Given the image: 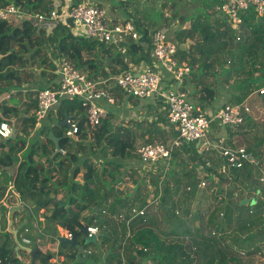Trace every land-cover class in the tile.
<instances>
[{"label":"trees","instance_id":"obj_1","mask_svg":"<svg viewBox=\"0 0 264 264\" xmlns=\"http://www.w3.org/2000/svg\"><path fill=\"white\" fill-rule=\"evenodd\" d=\"M109 1L112 7L120 8L129 3V0ZM196 1L200 6L196 16L191 20L180 17L181 23L184 26L190 23V27L176 32L171 40L178 45L179 64L188 62L191 66L184 79L189 77L195 93H189L185 87L182 89L195 101L198 112L205 113L204 110L217 99L221 78L217 67L223 64L230 68V78H244L237 82L239 94L227 103L241 104L264 85V16L260 17L255 7L242 11L241 40L237 42V32L217 11L227 0ZM9 4L31 13L48 14L53 8L48 0H0V8ZM166 8L162 6L153 19L156 30H161V24L170 27L172 19L178 17L177 14L165 18L162 10ZM135 23L141 36L139 40L127 39L98 46V41L75 36L71 20L50 34L38 33L27 21H0V124L12 123L15 128V138L0 139V264H30L27 262L29 255L21 253L28 252L22 246L37 252L39 264H54V254L44 253L36 245L39 237L45 235L56 242L54 234L59 235V227L73 235L78 244L85 245V251L94 249L87 261L80 262L82 256L78 257L75 247L59 244V254L64 257L61 264H264V260L256 261L255 257L264 259V246L258 251L254 246L257 238L264 243V201L258 196L264 194V185L255 177L256 168L261 165L259 160L257 166L247 164L243 169H231L229 178L218 174L219 179L213 181L210 188L201 190L198 189L199 167L208 171L210 168L204 166L196 144L185 145L173 153L175 166L162 181V186L160 176L154 174L149 182L140 183L132 168L129 174L123 172L128 169L127 163L139 161L138 140L146 139L147 144L166 143L176 134L167 130L170 121L164 103V111L161 109L150 122H136L134 128L132 125L115 126L108 116L100 126L92 129L83 104L77 99L62 98L38 127L37 99L33 100L32 96L39 90L54 89V82L59 83L55 61H70L89 79L97 81L128 71L131 63L150 59L152 32L139 20ZM187 39L192 42L189 50L180 48ZM145 43L148 48L144 47ZM23 74L38 78L41 83L30 85L34 88L28 94L31 100L26 102L21 113V106H10L5 98L13 90L22 89L25 85ZM118 89L115 86L112 90ZM257 98L264 104V96H256L249 101L250 106ZM67 116L78 124L74 137L67 135L68 125H58ZM248 118L237 129L245 132L251 129L253 120ZM51 132L60 139L61 151L57 154ZM248 151L255 156L252 148ZM183 153L188 155L189 162ZM125 175L132 178L134 185V191L127 188L126 194L121 192L129 184ZM228 180L234 185L251 183L261 188L256 197L245 200L235 190L225 194L223 185ZM177 186H183L180 197L176 195ZM11 193L17 195L11 198L12 202L19 200L33 213V220L19 229L17 237L7 229L13 204L2 203ZM160 193L161 205H148L151 196L157 198ZM60 197L64 199L58 200ZM134 206L147 207V214L134 219L129 227L110 215L122 212L130 217V209ZM105 210L110 211L104 213ZM18 214L15 210L12 219ZM181 215L198 222L197 230L192 232L186 228ZM88 226L99 227L101 236L95 243L86 245L84 229ZM235 234H241L238 237L240 245L233 242L231 236ZM18 245L19 251L16 250Z\"/></svg>","mask_w":264,"mask_h":264},{"label":"built area","instance_id":"obj_2","mask_svg":"<svg viewBox=\"0 0 264 264\" xmlns=\"http://www.w3.org/2000/svg\"><path fill=\"white\" fill-rule=\"evenodd\" d=\"M73 0H59L57 5L48 14L38 12H25L14 4H9L0 8V21L5 22H30L38 33L46 32L50 34L59 25L72 22V33L77 37L89 38L99 43L111 45L114 42H125L127 39L139 40L141 38L136 25L132 21L121 24H111L107 18V11L92 0H81L80 3ZM250 7H255L260 17L264 16V0H227L217 7L219 14L225 16L231 28L237 33V42L241 40L240 13ZM151 52L153 60L160 64L162 69L171 73L179 86H182L185 76L190 72L191 67L187 64L180 65L176 54L178 45L169 40L167 35L161 30H154L151 34ZM143 72H136V69H129L110 80L115 86L120 88L126 96L138 99L151 98L154 100L163 99L169 112L170 127L169 133L175 132L171 136V142H154L143 144L137 148L139 157V170L143 173L146 169L160 170L164 173L160 176L162 181L174 168L175 150L185 145L200 143L199 150L202 158L213 157L216 153L223 161L224 166L231 169H243L247 164L257 166L259 161L244 145L234 147L227 138L211 139L209 132L214 123H219L225 128L236 129L242 126L251 115L252 109L249 101L253 97L264 96V85L256 89L241 104H225L215 114L198 112L189 94L178 88L163 87L164 76L160 69L154 66H145ZM227 70L230 69L228 66ZM229 71V70H228ZM60 81L55 89L39 90L36 94L37 110L36 118L38 124L42 122L62 98H72L79 100L87 110L88 123L92 129L97 128L109 116L106 108L101 106V100H107L114 104L115 99L110 94V90L105 88L108 80H91L86 74L79 71L70 61L60 64L57 71ZM16 92H11L6 98L10 99ZM70 129L68 136L74 137L78 132L77 122L69 120ZM15 129L8 123L0 124V139L8 140L14 135ZM197 148V147H196ZM214 176L200 177L198 189L206 190L215 181ZM144 180V179H143ZM145 181H143L144 183ZM190 191L191 188L189 187ZM161 191V190H160ZM159 191V192H160ZM161 193L151 196L148 205H161ZM110 205V203H109ZM110 211V210H109ZM107 210L104 213L109 212ZM130 217L126 213L116 212L110 214L118 222H123L130 226L131 222L139 217H145L147 207L139 208L134 206L130 209ZM253 214V212H250ZM99 227L88 226V238H93L99 234ZM69 239L73 235L66 232ZM132 232L130 230L129 236ZM186 239L190 240L186 237ZM147 251V249H146ZM91 254V250L87 251Z\"/></svg>","mask_w":264,"mask_h":264},{"label":"crops","instance_id":"obj_3","mask_svg":"<svg viewBox=\"0 0 264 264\" xmlns=\"http://www.w3.org/2000/svg\"><path fill=\"white\" fill-rule=\"evenodd\" d=\"M48 1H50L52 3V6L54 8V6L57 5V2L59 0H48ZM62 1L64 2L66 0H62ZM80 1L81 0H73L72 2L80 3ZM92 1H94V3H96L97 5L102 6L103 8L106 9L107 18H108L109 23L121 24V23H124L126 21H130V16H131L129 14L130 11H129V9H127L128 7H130V6H128L129 3H127L126 7L120 8L118 6L112 7L111 6L112 3L109 0H92ZM189 1H193V0H189ZM199 7H200L199 3L196 0L192 4V6H189V7L188 6H177V8L175 10L178 14V17L174 18V20L172 19L170 27L165 28L166 24H161L159 29L166 32L168 34L170 40L174 39L176 36V32H179L181 30H184L185 28L190 27V23H187L184 26L180 21V17L183 16L186 19L191 20V18H194L196 16L197 12L199 11ZM158 11L156 12V16L158 14ZM170 17L171 16H167L166 18H170ZM146 20H148L147 17H146L145 21L143 20V21H141V23H143L144 27L150 29L149 28V22ZM135 25H136V23H135ZM152 31H154V30H150V32H152ZM145 44L146 45L144 47L148 48V44L147 43H145ZM191 44H192L191 39H187L186 44L181 46L180 48L189 50V47ZM182 64H188V62H183ZM145 66H154V67H157L158 69H160V71L162 72V74L164 76L163 87H165V88L172 87V88H178V89H182L183 87H185L186 89H188L187 91L189 93H191V94L195 93L194 92L195 87L192 84H190L189 77H187L186 79L183 80L182 86L181 85L179 86V84H177L175 82L173 75L171 73H168L164 69H162L160 64L157 63L155 60H153L151 58V56H150V59L148 61L147 60L141 61L138 64L131 63L130 69H136V72L139 73V72H143L145 70V68H144ZM33 70L36 72L38 71L37 68H33ZM28 73H29V71H28ZM229 75H228L229 79L227 81L226 73L221 74V78L218 81L219 86L217 89V99H216L214 104H212L211 106L207 107L204 110L205 113H208V114L217 113L218 110L220 108H222L225 104L231 102L235 95L239 94L240 91H239L238 84L232 85V82L230 81ZM111 78H113V77H111ZM111 78L107 79L108 82L105 86H107L108 87L107 89L110 90V94L112 95V97H114L115 103L111 104L107 100H101L99 102V104L108 110L109 119L113 123V125H115V126H124V125L125 126H130V125L134 126L133 124H135L136 122H139V123L145 122V121L150 122V121H152L154 116L161 109H163V111H164L162 101L160 99H157V100H154L151 98L138 99V98L126 96L124 93H123L124 95L123 94L121 95L119 91H117L118 93L114 92L112 89L115 87V83L110 84L112 82V80H110ZM58 84H59L58 81L54 82V84H53L54 89L58 86ZM31 89H34V88H30V84H29V88L27 85H23L22 89L13 90L12 92H16L15 95L18 94V97H17L16 103H14V100L16 98H13V100H11L12 102L11 101L9 102V105L10 106H18V107L21 106V113H22V110L25 108L26 102L31 100L28 97V94H29V92H31ZM35 97L36 96H32V99L35 100ZM11 99H12V97H11ZM8 101H9V99H8ZM194 103H195V101H194ZM70 120H71V118H70ZM41 126H42V122H40L38 124V127H41ZM222 129H223V127L222 126L220 127L217 124V126H215V132H211V135L209 137L211 139H217L220 137L221 138H227L229 140V142L231 143V145H233L234 147L240 146L238 144L246 145L247 143H249L247 140V134H245L246 133L245 131H241V129L240 130L238 129V130L222 131ZM183 154H184L183 156L185 157L186 161L189 162L188 155L186 153H183ZM218 161H219V159L214 158V157H207V158L203 159L204 166L206 165L207 168H210V170L213 171V173L216 176H217V170L221 169L223 166L222 165V163H223L222 159L220 158V162H218ZM260 166H262V165H260ZM256 171L259 174L261 172V170L259 168H256ZM232 185L237 186V188H238V186H241V187L243 186V184L242 185L232 184ZM254 185L255 184H251V187L249 188L250 191H246L244 193L243 192L240 193L238 190V192L240 193V198L243 197V198H245V200H250V199L256 197L258 192L253 191ZM258 196L260 197L259 199L264 201V194L263 193L261 195H258ZM15 207H18V206H16V204H13V208H15ZM16 211H19V214H18L19 216L23 215L24 211H22V210H16ZM27 218H29V216ZM22 222L23 223L17 227L18 230L16 229L15 231H19V229H22L21 228L22 225H24V226L28 225L29 219H24V220H22ZM25 222H28V223L25 224ZM59 229L62 230L61 227H59ZM66 232L67 231H65V233ZM252 233H253V231L250 234H252ZM17 234H18V232H17ZM14 236L17 237V235H15V234H14ZM235 236L238 238L239 236L241 237V234H239V235L235 234L231 237L233 238ZM229 237H230V235H229ZM260 241H261V239L259 240L258 238L255 240L254 246H256L258 248L257 251L263 249L262 247L264 246V243L260 242ZM53 243H57V242H53ZM50 244L47 246L48 249H49V247H51ZM58 246H59V244H57V247ZM22 248L26 249L28 251L27 247L22 246ZM42 252H44V251L42 250ZM255 257H256V261H263L264 260L263 257H260L258 255H256Z\"/></svg>","mask_w":264,"mask_h":264},{"label":"rangeland","instance_id":"obj_4","mask_svg":"<svg viewBox=\"0 0 264 264\" xmlns=\"http://www.w3.org/2000/svg\"><path fill=\"white\" fill-rule=\"evenodd\" d=\"M193 3H194V1H189V0H129L128 6H130V7H128L127 9H129V11H130V13H129L131 15L130 16V21H132L134 24H135V22L137 20H139L140 22L143 21V20L145 21V19L147 17L148 20H146V21L149 22L150 30H155V27L153 26V19L156 18V12L158 10H160L162 6H167L166 9L162 10V12H163V14L165 15V18H166L167 16H171L172 17V16L177 15L176 10L173 8L174 4H175V6H188L189 7V6H192ZM160 23H162V20L160 21ZM100 44H102V43H97L98 46ZM48 53H51V52L48 51ZM221 59L223 60V57H221ZM64 61H66V60L60 59V60L55 61L56 62V66H57L58 69L60 67V64L62 62H64ZM226 67L227 66L223 65V64L219 65L217 67L219 69V74L220 75L223 74V73L224 74L226 73V75H228V70L229 69L227 70ZM35 73L40 74V71L38 70ZM27 74H28V72H27ZM244 77H246V76H244ZM33 78H35V77L31 78L30 76L28 77V76H26V74H23L24 84L29 86V84L32 85V84H40L41 83L38 80V78H35V81H33ZM243 79L244 78H241V79L238 78L237 79V77H235V76L233 77L232 76L230 78V81L232 82V85H236V84H238L237 82H240V80H243ZM28 81H29V83H28ZM258 82H261V81L258 80ZM113 83L114 82L112 81L110 84H113ZM105 88H108V87L105 86ZM118 91L120 92L121 95L123 94V91L120 88L118 89ZM115 92L118 93L117 91H115ZM17 97H18V94H16V95L14 94L12 96V99L11 98L9 99V102L11 100H13V98H16L14 100V103H16ZM160 100L162 101V103H164L163 99H160ZM251 108H252V113L249 116V118H251L253 120V125H252L253 127L251 129H248L246 131V133H245V134H247V140H248L249 143H247L246 145H244V144L243 145L246 146L247 148H252L253 151L255 152V157L256 156L258 157V160L260 161V164L262 166H260V167L258 166V168L261 170V172L259 174L257 171H255V177L261 184L264 185V104H263L262 99L261 98L255 99L253 101V104H251ZM217 124L219 125V123H214L212 125L211 130L209 132V136L211 135V132H215V126H217ZM10 125L14 128L12 123H10ZM134 127L135 126H132V128H134ZM226 130L227 129L225 127H223L222 131H226ZM230 130H238V129L237 128L236 129H231L230 128ZM241 131H243V130H241ZM34 135L35 134L33 133L32 136H34ZM146 141H147L146 139H139L136 147L138 148L140 145L147 144ZM169 141L171 142V138L168 139V142H166V144H168ZM156 142H158V141H156ZM238 145H241V144H238ZM0 153H1V148H0ZM213 157L219 159L218 162H220V157L216 153L214 154ZM137 163H138V160L134 161V162H131V164L127 163L126 166L128 167V169L127 170H123V172L124 173L127 172V174H129L130 172H132V169H133V172L135 171V173H136V177L135 178H137L140 183H143V181L149 182L150 181V177L153 174L161 176L164 173V171L160 170L161 166H159L160 168L157 167V170L152 171V170L146 169L142 173L141 170H139V166H138ZM222 165H223L222 168L217 170V176L213 173V171L210 172L208 170H203V168L201 169L199 167V171H198V176L199 177L198 178L200 179V177H205L206 178L207 176L208 177L209 176L210 177L214 176V178H215L214 180H218L219 179L218 174L224 175V178H229L228 176L231 175V173H230L231 170L226 168V166H224L223 163H222ZM125 177H126V179L129 178L126 175H125ZM127 180H128L129 184L125 185L123 188L119 187V188H122L121 192L124 193V194L127 193V188L128 189L130 188V190L134 191V189H133L134 185L132 183V178H129ZM230 181L231 180H228V182L224 183V185H223L224 186L223 189H224V191H226L225 194L227 192H229V191L231 192L232 190H235V191L239 190L240 193H242V192L244 193L246 191H250L249 190V188L251 187L250 183H246V184L244 183L242 187L238 186V188H237V186L234 187L232 184H230ZM260 188H261L260 185L255 184L254 187H253V189H254L253 191L257 192V190L260 189ZM7 189H9V188H7ZM175 189H176V195L177 196L180 197V196L183 195V193H182L183 186H177ZM214 189L215 188H213V190ZM210 190H207L208 191L207 193H209ZM12 191L13 190L9 191V193L12 192ZM13 196H17V195H14L13 193L8 194L7 198H5L2 201V203L3 204H7V202H12L11 198ZM135 196H136V194H135ZM16 198L18 199V197H16ZM63 199L64 198H62V197L58 198V200H60V201L63 200ZM111 199L114 200L115 196H113ZM147 199H149V194L147 196ZM140 202L142 203V201H140ZM12 204H16V206H21V207L24 206L25 207V204L20 202L19 200H16L15 202H12ZM180 218H181L182 221L185 222L186 228L192 230V232L197 230L196 227H198L199 224H198V222H195L193 220V218L192 219H186L183 215H181ZM24 219H29V223H30L31 220H33V218H30V214H29V218H27V212H23V215H21V216L17 215V218H15V220H13L11 218V220L13 222V225L11 227L12 228L11 233H13V231H15L17 229V227L20 224H22V220H24ZM9 220H8V223H9ZM7 229L9 231V227ZM22 235H25V234H22ZM58 236H66L65 230L59 229V235ZM233 238H234L233 240H235L233 242H235V243L239 242L238 245H240L239 239L236 236L233 237ZM191 240H192V238H190L189 241H191ZM56 242L57 243L51 242V240L49 239V237L47 235H45L44 237L40 236L39 239L37 240L36 247H38L40 250H43L45 253L54 254L55 257L52 260V263L61 264L64 261V257L59 254L60 248H59V246L57 247V244H59V242L57 240H56ZM27 243H29L28 240H27ZM49 244L51 245V247H49V249H48L47 246ZM27 249H31V248L27 247ZM93 250L94 249H91V251H93ZM21 253L23 255H27V254L29 255V260L27 262H29L31 264L32 263V260H31L32 255H30V254H32V252L21 251ZM36 264H39V262L36 261Z\"/></svg>","mask_w":264,"mask_h":264},{"label":"water","instance_id":"obj_5","mask_svg":"<svg viewBox=\"0 0 264 264\" xmlns=\"http://www.w3.org/2000/svg\"><path fill=\"white\" fill-rule=\"evenodd\" d=\"M69 120H70V117L67 116L66 119H65V121L62 122V123H58V125H60V126L68 125V126L70 127ZM11 138H15V132H14V135H13ZM50 138H51V139L55 142V144H56V152H55V154H57L58 152L61 151V149H60V144H59L60 139H59V138H56V137L54 136L53 132L50 133ZM199 146H200V143L197 144V146H196L197 149L199 148ZM24 208L29 212V214H30V218H32V217H33V213H32V211H31V208H29L28 206H25ZM15 210H22V208H21L20 206H18V207H15V208H12V209H11V211H10V213H9V219H10V220H9V232H11V230H12L11 227H12V225H13V222H12L11 218H12L13 212H14ZM27 223H28V222H25V224H27ZM23 226H24V225H22L21 228H23ZM17 232H18V231H13V233H14L15 235H17ZM84 234H85V236H86V245H87V244H91V243H95V242L98 240V238L101 236V234H98L97 236H95V237H93V238H91V239L88 238L87 228L84 229ZM54 236H55L56 240L59 242V244L67 243V244H71L73 247H75V248L78 250V257H81V256H82V258L80 259V262H84V261H87V260H88L89 254H88L87 251H85V245H80V244H78V243L75 241L74 237H73L72 239H69V238H67V237H65V236H57L56 234H54ZM19 249H20V245H18V247L16 248V250L19 251ZM28 251H29V252H32V255H33V259H32V263H31V264H36V256H37V252H36V251H33L32 249H28Z\"/></svg>","mask_w":264,"mask_h":264},{"label":"flooded vegetation","instance_id":"obj_6","mask_svg":"<svg viewBox=\"0 0 264 264\" xmlns=\"http://www.w3.org/2000/svg\"><path fill=\"white\" fill-rule=\"evenodd\" d=\"M26 206V205H25ZM21 207V206H20ZM22 208V211H24V212H26L27 210L24 208V206L23 207H21ZM24 227V226H23Z\"/></svg>","mask_w":264,"mask_h":264}]
</instances>
